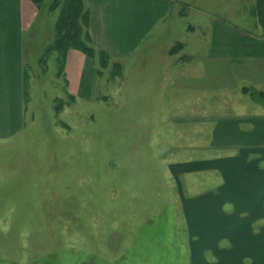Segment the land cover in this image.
Instances as JSON below:
<instances>
[{"label":"rangeland","instance_id":"rangeland-1","mask_svg":"<svg viewBox=\"0 0 264 264\" xmlns=\"http://www.w3.org/2000/svg\"><path fill=\"white\" fill-rule=\"evenodd\" d=\"M166 1L170 13L128 64L102 63L94 47L99 84L81 94L68 82V55L81 51L62 71L56 52L41 62L63 5L44 1L24 121L0 134V264H189L190 190L174 164L208 151L189 146L207 137L182 134V118L239 97L264 104V36L257 0Z\"/></svg>","mask_w":264,"mask_h":264},{"label":"crops","instance_id":"crops-1","mask_svg":"<svg viewBox=\"0 0 264 264\" xmlns=\"http://www.w3.org/2000/svg\"><path fill=\"white\" fill-rule=\"evenodd\" d=\"M85 3L91 43L125 64L171 9L166 0ZM40 13L31 0H0V134H14L24 121L25 58L43 48L37 39ZM68 57L72 91H94L99 77L93 59L78 51ZM200 81L204 77L194 81L196 87ZM228 102L230 110L182 118V134L207 137L189 146L208 151L174 164L190 190L182 200L189 264H264V104L240 97Z\"/></svg>","mask_w":264,"mask_h":264},{"label":"trees","instance_id":"trees-1","mask_svg":"<svg viewBox=\"0 0 264 264\" xmlns=\"http://www.w3.org/2000/svg\"><path fill=\"white\" fill-rule=\"evenodd\" d=\"M40 10L43 8L45 0H31ZM63 3L58 21L55 25L56 36L50 46L47 47L41 62L45 63L51 53H58L59 70L63 69L66 56L70 50L76 49L90 58L95 54L94 45L91 40L89 31L90 15L86 7L85 0H54L50 6L54 10L58 5ZM253 13L262 28L264 36V0H257ZM92 44V45H91ZM102 63L108 59L107 53L98 51ZM105 58V59H104ZM62 71V70H61Z\"/></svg>","mask_w":264,"mask_h":264}]
</instances>
